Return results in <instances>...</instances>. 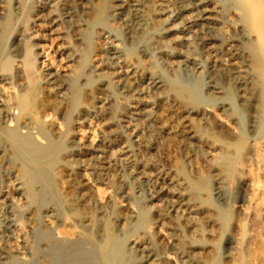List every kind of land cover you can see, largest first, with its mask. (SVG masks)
<instances>
[{
  "label": "bare ground",
  "instance_id": "6f19581e",
  "mask_svg": "<svg viewBox=\"0 0 264 264\" xmlns=\"http://www.w3.org/2000/svg\"><path fill=\"white\" fill-rule=\"evenodd\" d=\"M10 1L0 0V43L12 15L18 22L35 9V20L40 13L49 19L51 35L71 39L61 53L77 74L65 80L59 70L46 71L45 103L33 108L31 98L41 96L34 85L28 92L20 72L16 83L0 72V264L23 257L28 264H214L217 248L208 246L211 260L201 256L195 239L201 230L190 218L203 215L209 234L218 237L228 209L244 215L248 187L260 183L251 224L242 225L240 217L238 232L222 241L228 263L264 264V0H13L7 8ZM60 24L65 32H57ZM21 33L14 36V59L24 51ZM81 90L86 102L78 99ZM63 106L79 115L78 123L104 127L97 144L72 139L60 147L65 132L49 118ZM175 137L187 150L173 170L151 151ZM203 143L235 154L248 143L236 162L249 163L254 177L232 183L236 200L226 195L231 183H219L210 202L198 149ZM117 148L122 165L114 159ZM112 168L114 193L104 197L98 184ZM62 176L66 186L59 188ZM14 200L22 201L21 209ZM151 210L154 218L143 217ZM63 218L71 231L59 230ZM19 223L27 229L21 249L12 243ZM123 239L130 241L126 248Z\"/></svg>",
  "mask_w": 264,
  "mask_h": 264
},
{
  "label": "rangeland",
  "instance_id": "374dc122",
  "mask_svg": "<svg viewBox=\"0 0 264 264\" xmlns=\"http://www.w3.org/2000/svg\"><path fill=\"white\" fill-rule=\"evenodd\" d=\"M3 5L1 4V6H3V8L5 9L6 8L5 7V4H3ZM12 5H13V0L10 1V5L9 6H7V5L6 6H7V8H9V7H12ZM34 11H35V9H34ZM34 11L33 12H30L28 14V18L27 19H24V20L21 19V21L19 20L20 22L19 21L17 22L16 21V18L12 15L11 18H10V20L8 21V23H6V26L4 27V32L5 33L3 32L4 35H2L3 38L5 37V41H2L1 40V43H0V72L1 73H4V74H7L8 76L12 77L13 82L15 81V79L17 80V76H15V75L19 74V72H20L21 78L23 76V79H25L24 83L25 84L27 83L25 85L27 87L26 90H28V92H29V91H32V89L35 88V92H39L41 94V92H42L41 91L42 90L41 87L44 84L42 77L44 76L43 74L46 73V71H51V70L54 71L55 69H56V71L59 70L58 71L59 73H61L63 75L66 74L65 77L67 79L64 77L65 80H69L71 78L73 79L74 76L77 74V71L75 69L76 68L75 65H73L74 63L72 64L71 61L66 60L67 58H65L64 55L61 53V51H63L64 45H65L64 43L65 42L68 43V41H71V39L68 38V37H66V40L67 41L64 40V42H63L62 39L56 37V33L54 35V32H52V35H51L50 30H51L52 24L49 22V19L46 18V16H45L44 13H42V14L40 13L38 19L35 20L33 18L34 17L33 16ZM30 14L32 15V17H29ZM45 21H46V23H44ZM24 22H27V23H24ZM60 25L58 27L60 31L57 30V32H62V31L65 32L67 30L66 27H65L66 25L65 24H63V25L60 24ZM28 27L30 28V30H29ZM61 27L63 28V30H62ZM6 28L8 29V31H7ZM10 30L12 32L10 34H8V32ZM24 30H26V31H24ZM27 30H28V35L26 34L27 33ZM45 31L47 33H49L50 36L47 37L48 34ZM20 32H22L21 34H23V36L26 38V42L20 46L21 47V50L22 51L24 50L23 53H22V56L19 57V58H17V59H14V57H12V54L14 53V48H13L14 45L13 44L15 43L14 36L20 34ZM44 32H45V34H43ZM37 33H39L42 37L39 34H37ZM12 34H13V36H12ZM27 36H29V37H27ZM54 36L57 39H54ZM6 39H8V40H6ZM71 42H69V43L71 44ZM60 43L63 44L62 47H60V45H61ZM32 44L33 45L36 44V45H34L32 47L31 46ZM66 45H65V47H66ZM69 45H67V46H69ZM58 47H59V49H58ZM11 50H13V51H11ZM37 52H40V55L38 57L36 56V58H35L34 55L37 54ZM9 58H11L13 60H11ZM30 60H32V61H30ZM4 61H9L10 62V65H9L8 70H4L3 71L2 64H3ZM26 62H28V63H30V62L31 63H34V64H32L30 66V68H31L30 72L32 70L35 71V72L32 71V73H31V74L35 73V74L31 75L32 78H33L31 80L32 83L30 81H28V79L29 80L31 79V76H29V74H30L28 72L29 69H26V68H28V66H27L28 63H26ZM17 67H19V69L21 68L20 70L23 71V73ZM17 70H19V71L17 72ZM25 70H28V71H25ZM25 72L26 73L28 72L29 74L28 73L26 74ZM25 74L28 75L27 76L28 79L25 77ZM35 75H37V76H35ZM33 76H35V77H33ZM35 78H36V81L37 82H38V80L40 81V82H38L39 83L38 85H35L37 83L36 81H34ZM15 83H16V81H15ZM29 83H30L31 86L34 85L32 89H28L29 87H31V86H29ZM41 83H43L42 86H40ZM36 86L37 87L40 86V89L38 87V90H37L36 89L37 88ZM80 92H78L79 93L78 94L79 95V97H78L79 101L80 102H86L87 101L86 92H84L83 90H81ZM38 95H39L38 93H37V95L35 94L33 96V98H31V100H30L31 101L30 102V105H32L33 108L38 107V105L39 106L42 105V104H39V103H41L42 100H43L42 103L43 104L45 103L44 99L42 98L43 97V94H41V96L40 95L38 96ZM36 96H38V97H36ZM48 98L50 100L52 98V96H50ZM84 98H86V99H84ZM51 100H54V99H51ZM56 101H57V99H56ZM63 107H61L60 110L56 114H54L53 116L51 115L52 118L51 117L49 118L50 119L49 120L50 121L49 123H51V120L54 119V121L52 120V124H53L52 126L53 127H56L57 128L58 124L61 122V125L60 126H61L62 129L61 128L60 129H61V131L63 130V133L65 132V134H63V135H65V137H63V139L61 140V144L60 145H62V146H60V147L63 149L66 146V144H68V142L70 140H72V139H74V140L76 139V140L79 141V143H82L83 145H86V146H93V145L97 144L99 142V140L101 139V137L104 136L103 135L104 134V127H102V125L99 124V122L98 121H95V120H90V121H86V122H83V123L82 122L81 123H78V121H77L78 117L77 116H79V115L77 113H75L74 111L73 112L72 111H68V112H70V114H69L67 111H64L65 109L67 110V108L66 107L63 108ZM65 112L69 116L64 117L63 115H65ZM71 113H75V114H71ZM66 118L68 119V121H67ZM64 121H67V123L64 122ZM65 125H67L66 128H64ZM124 134H125L124 135V138L125 137L126 138H130L132 136V132L128 128H125L124 129ZM177 138L180 139V137H177ZM177 138L176 137L174 139L171 138L170 140L169 139H166L165 140V138H164V139L161 140V142L158 145L159 147H161V149L157 146V151H151V152H154L155 153V158L162 165H164L167 168H171L173 170H176V168L179 165H182L183 159H184L183 156L186 154V150H187V148H185V145H187V144H181ZM199 147L200 148H198V149H200V153H199L200 154V158L201 159H204V163H206V165H207V166L204 167V175L205 174L207 175V176L205 175V177H206L207 186H208V189H209L210 195H211L210 196L211 197L210 198V200H211L210 202L212 203V202H214L216 200V197H215V194L214 193H215V189H216L217 185H219V183L221 185H225L227 183H229V184L231 183V186L230 187H233V188L232 189L231 188L230 189H227L228 191L226 192V195L228 194L230 196V199L231 200H236L237 194H236V190L234 188L235 187L234 185L240 179H245L246 178L245 180H247L249 182L251 180V178L253 179V177H254L253 172H251V167L249 166V163H248V165H246L248 167H246L245 164L243 165L242 162H241V164L238 163V162H236V160H239L245 154L246 149L248 147V143H245L242 146V148L240 149V152L241 153H239V154H235V153H233V151L231 152V150L223 149L221 147H217V148L216 147H209L208 145H206V143H203V145L200 144ZM211 150H212V152H211ZM215 155H218L219 157L218 156H215ZM114 159H115V161H116V163L118 165H122L123 162H124V156H123V154H122V152L120 151L119 148L114 149ZM189 169H190V167L188 168V166L186 165V170L188 171ZM79 171H81V173H84L86 171V169H81V170L79 169ZM112 173L113 174L114 173L117 174L116 168H114V169L112 168L109 171L108 180L109 181L112 180L110 183H109L108 180L107 181L104 180L103 183H99L98 184V185H100L99 188H101V189L104 190V197H106V196L110 197L114 193V191H113L114 189H113L112 186H113L114 183H116V180L115 179H116V176L117 175H113ZM261 173L262 172L259 173L260 174V177H261L260 180H262L263 175H264L263 173L261 175ZM86 177L89 178V176L86 175V176H84V179ZM61 178H63V176L60 177V178H58V180H60V181L57 180V186L59 188H62V186L63 187L66 186L65 182H62L63 179H61ZM80 179H83V177L80 178ZM260 185H261V183L258 186H260ZM93 186H94V184L92 185V187ZM258 186H254L255 189H252L253 187H251V186L248 187V190H247L248 194L247 195L250 196L251 199H250V197H247V199H246L245 205L247 206V203H249V204L247 206V210L248 211H246L244 213V215L243 214H241L242 216L239 215L234 207H230L228 209V212H229L228 213L229 214L228 215V218L225 221L222 234H220V236H218V237H217V235L211 236L209 234L210 229H211V226H210L211 224H210V222L208 220H206L203 217V215H198L199 217H197V218H196V216H193L192 218H190L191 219L190 221H195V223H194L195 226L198 227V228H200V230H201L200 231V234H199V238L200 239H198V236H195V239H196L197 244H198V247H199V252L202 253L201 256L204 255L203 257H205V258L207 256L208 260H211V258H209V256L213 255L214 253H217V254H219V258L217 259V261L214 264H219V263L220 264H230V263H228L226 261L227 260V258L225 257L226 251L224 249V244H223V241L222 240H224V237H226L228 234H230V233H237L238 232V229L236 228V225L235 224L238 221L237 219H239L240 217H241L240 219H241V224L242 225L244 224V225L248 226V225L251 224L252 221L250 220V218H251V216H253L254 211L256 210L255 209L256 207H254V206L260 205V204H258V203H260V199H259V196L257 194L258 193V188H257ZM233 190L235 191V193H234ZM254 190L255 191L257 190V191L255 192ZM253 197H255V198H253ZM256 197L259 199V201H258V199ZM121 200L122 199H117V201L115 202L117 207H119V206L122 207L123 206V203H124L123 201L124 200H122V201ZM247 200L249 202H247ZM14 201H15V205H17V206H15L16 209H18V210L21 209L20 206L22 205V201H19V200L18 201L17 200H14ZM251 204L252 205L255 204V205L252 206ZM142 206H144V203L141 202L140 203V207H142ZM156 215H157V212L154 211V210L153 211L152 210L149 211L147 213V215L145 214V216H144V213H143V217H147V219H152ZM200 216H201V218H200ZM243 216H245V217L243 218ZM61 221H62V219H61ZM62 222H64L63 224L65 226L61 223L62 225H59V230H61L62 228H65L67 231H69V230L71 231V229H69V227L67 226V224H65V223H67L66 219H64V221H62ZM249 222H250V224H248ZM23 226L24 225L22 223H19L18 224V228H17V232L18 233L15 234L16 236H14V240H12V243L15 242L16 245L18 244V247H20V249H21V246L23 248L25 245H27L26 244L27 243V239H25V240L23 239V238H26V235L25 234L27 233V229H25V227H23ZM61 226H62V228H61ZM65 229H64V231H66ZM154 230H158V228L155 227ZM152 231H153V229L150 230V233ZM162 231H163V229H161V232ZM161 232L159 234H161ZM154 239H155V237H154ZM22 242H24V243H22ZM215 242H216V244H215ZM122 243H123L124 247L126 248L127 245L130 243V241L128 239H123L122 240ZM211 245H213V246H211ZM208 246L211 249H213V248H214V250L216 248L217 249H216L215 252L213 250L214 253L211 252V254H210V253H207V251L209 249ZM18 263L19 264H28L26 262V258L25 257H23V259L19 260Z\"/></svg>",
  "mask_w": 264,
  "mask_h": 264
}]
</instances>
